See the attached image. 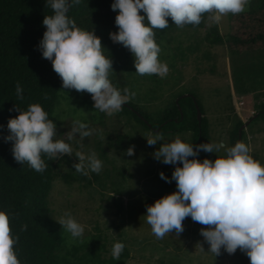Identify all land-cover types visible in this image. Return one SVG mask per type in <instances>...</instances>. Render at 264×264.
I'll return each instance as SVG.
<instances>
[{
	"label": "clouds",
	"instance_id": "9594fccd",
	"mask_svg": "<svg viewBox=\"0 0 264 264\" xmlns=\"http://www.w3.org/2000/svg\"><path fill=\"white\" fill-rule=\"evenodd\" d=\"M52 10L43 19L44 31L38 50L49 60L55 73L62 80L64 89L91 94L93 108L111 117L122 110L134 92L116 88L109 79L113 70L112 59L104 54L101 38L94 31L79 27L68 16L69 8L81 0H45ZM251 0H113L111 9L116 12L117 31L109 37L130 51L134 57L138 75L167 76L169 68L159 59L161 48L155 40V30L169 26V18L177 27L199 25L207 15V22L219 24L228 14L238 15L246 11ZM141 12L143 14H141ZM23 87L16 84L17 98L24 99ZM18 115L7 121L8 135L14 159L36 172L43 173L50 160L74 156L78 162L72 167L88 176L99 174L103 163L95 151L73 152L57 132V125L39 103L29 104L27 110L16 105ZM83 111V110H82ZM0 125V128H3ZM93 130L86 122L74 119L67 139L77 135L81 140L90 137ZM149 146L159 144L153 153L156 160L175 165L169 179L160 173L161 179L175 181L176 190L146 205V222L153 235L163 239L175 232L184 231L183 221H192L207 226L200 229L203 241L209 245L208 252L219 256L223 249L234 254L237 249L246 254L250 264H264V165L250 154L242 141L226 147L223 142L196 145L182 140L180 134L165 141L161 133L146 138ZM135 146H130L126 155H134ZM215 153L214 160L198 158L199 152ZM220 153H223L222 155ZM70 233L73 240L84 236L85 225L70 212H65L58 221ZM27 225L23 226L26 230ZM10 228V219L0 211V264H20L14 245L17 242ZM125 248L117 241L112 247L116 260ZM195 248L205 252L197 242Z\"/></svg>",
	"mask_w": 264,
	"mask_h": 264
},
{
	"label": "rangeland",
	"instance_id": "374dc122",
	"mask_svg": "<svg viewBox=\"0 0 264 264\" xmlns=\"http://www.w3.org/2000/svg\"><path fill=\"white\" fill-rule=\"evenodd\" d=\"M260 0H251L246 11L255 9ZM229 16L216 24L226 39L229 32ZM207 23L200 28L173 27L157 44L161 48L159 59L167 63L166 77L138 75L134 58L120 68H113L109 79L118 89H129L135 95L129 102L149 114L163 110L179 96L193 94L210 123L209 143L229 144L228 132L236 119L246 124L244 143L254 159L264 165V118L253 121L256 113L264 112V51L236 55L224 44L212 45L206 41ZM104 54L107 53V46ZM84 97V98H83ZM91 94L64 89L55 105L53 120L58 138L68 142L73 152L95 151L102 161L99 174L90 172V182L73 181L67 184L63 175L78 160L68 156L70 165L60 161L57 177L50 194V221L59 230L63 243L56 255L62 264H103L117 241L125 245L128 258L124 264H247L240 261L241 251L228 254L223 249L219 256L208 252L200 229L207 227L192 221H183L184 231L158 239L146 222V205L176 190L175 181L161 179L163 172L169 179L175 165L164 164L154 158L158 145L149 146V134L134 120L119 112L109 117L93 108ZM126 105V104H125ZM83 110V111H82ZM74 119L86 122L93 130L90 137L81 140L77 135L67 139ZM242 125V126H243ZM241 126V127H242ZM127 135L120 149L112 144L120 136ZM174 136H164L170 141ZM190 143V133L180 134ZM134 145V155H126ZM221 155L223 153H220ZM216 154L212 153V160ZM124 176L118 173L123 171ZM121 190V193L115 191ZM120 195L118 199L116 195ZM70 212L85 225L84 236L73 240L70 233L58 221ZM200 242L205 250L195 248Z\"/></svg>",
	"mask_w": 264,
	"mask_h": 264
},
{
	"label": "trees",
	"instance_id": "16d2710c",
	"mask_svg": "<svg viewBox=\"0 0 264 264\" xmlns=\"http://www.w3.org/2000/svg\"><path fill=\"white\" fill-rule=\"evenodd\" d=\"M112 3L113 0H81L80 4L70 7L67 14L79 27L93 30L101 38L107 46L106 56L112 59L113 68H120L134 57L128 49L114 43L109 37L110 32L118 30L115 25L117 13L111 9ZM51 14L52 10L46 6L45 0H0V125L4 126L0 128V211L8 214L11 233L18 238L14 249L20 264H62L56 251L60 249L63 237L50 221L49 198L57 177V165L60 161L70 165L69 157L65 155L50 160L44 156L48 166L43 173H39L27 163H18L12 155L11 142L3 139L8 135V119L19 114L15 110L16 105L27 110L29 104L39 103L48 112L49 118L53 119L55 105L64 88L51 62L43 58L38 50L39 42L46 31L43 19L45 15ZM207 23L205 15L201 24L185 26L200 28ZM175 26L169 18L167 28L155 30L156 42ZM206 41L212 45L224 44L236 55L264 51V0H260L258 6L251 11L230 14L226 39L220 34L218 26L211 24ZM17 83L24 89L23 100L17 98ZM194 101L201 111L200 122ZM119 113L134 120L143 131L152 135L161 133L163 136H174L190 133V144L194 148L197 144L209 143L210 140L209 120L193 94L179 96L176 101L153 115L131 102L123 105ZM263 118L264 112L256 113L253 121ZM243 124L240 119L235 120L233 128L228 132V147L237 141L244 142L245 129L239 137V129ZM126 139L127 135L120 136L111 147L122 148ZM206 157L212 159V153L199 152L198 158L201 161ZM67 170L63 175L67 184L73 181L90 182V174L85 176L75 169ZM124 172V169L118 172L122 178ZM115 193L120 194L121 190ZM119 194L116 199L120 197ZM24 225H27L26 230L23 229ZM106 256L103 264H124L128 253L124 248L120 259L116 260L112 257L111 249ZM239 259L250 264V259L243 252Z\"/></svg>",
	"mask_w": 264,
	"mask_h": 264
},
{
	"label": "water",
	"instance_id": "95a60500",
	"mask_svg": "<svg viewBox=\"0 0 264 264\" xmlns=\"http://www.w3.org/2000/svg\"><path fill=\"white\" fill-rule=\"evenodd\" d=\"M187 96H190V95H184L182 97H187ZM195 102V101H194ZM195 106H196V110H197V117H198V121L200 122V119H201V111L199 110L198 108V105L197 103L195 102ZM143 118V117H142ZM246 127V124L243 125L242 127H240L239 129V137H241V131ZM156 131H158V129H156ZM199 142V141H198ZM198 145V144H197Z\"/></svg>",
	"mask_w": 264,
	"mask_h": 264
}]
</instances>
